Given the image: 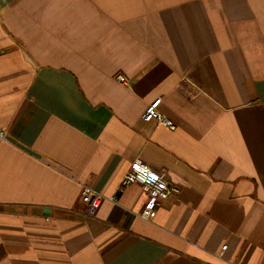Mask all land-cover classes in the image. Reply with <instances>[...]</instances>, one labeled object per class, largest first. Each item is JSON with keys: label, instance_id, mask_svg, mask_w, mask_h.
<instances>
[{"label": "crops", "instance_id": "0c3cea01", "mask_svg": "<svg viewBox=\"0 0 264 264\" xmlns=\"http://www.w3.org/2000/svg\"><path fill=\"white\" fill-rule=\"evenodd\" d=\"M0 129V264H264V0H0Z\"/></svg>", "mask_w": 264, "mask_h": 264}, {"label": "built area", "instance_id": "2783aa9c", "mask_svg": "<svg viewBox=\"0 0 264 264\" xmlns=\"http://www.w3.org/2000/svg\"><path fill=\"white\" fill-rule=\"evenodd\" d=\"M117 78L119 81L126 83L124 76L118 75ZM161 101L162 98H156L151 101L143 113V119L145 121L157 120L162 125L170 129H175L174 122L162 114L160 110ZM2 139H5V132L0 129V140ZM131 184H140L148 194V199L141 212V216L145 219H149L153 210L158 205L160 198H167L171 195H177L180 193V187L169 181L164 172H158L152 169L141 160H136L131 163L121 181L114 199H116L119 194ZM103 199V194L95 192L90 187H86L82 194L83 202L88 205L92 212L99 208ZM226 247L227 246H224L223 249H226Z\"/></svg>", "mask_w": 264, "mask_h": 264}]
</instances>
